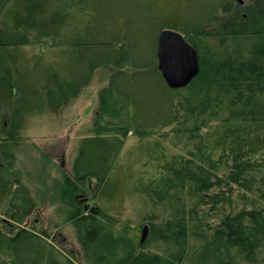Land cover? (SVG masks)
Wrapping results in <instances>:
<instances>
[{
  "label": "trees",
  "instance_id": "obj_1",
  "mask_svg": "<svg viewBox=\"0 0 264 264\" xmlns=\"http://www.w3.org/2000/svg\"><path fill=\"white\" fill-rule=\"evenodd\" d=\"M230 1L0 0V207L14 214L9 227L0 219V264H72L42 235L16 226L36 202L12 168L13 150L28 115L74 100L99 66L113 69L99 92V123L79 141L72 177L58 187L82 261L264 264V23L250 26L258 39L245 49L217 50L201 37ZM162 29L197 51L199 72L183 88H169L157 69ZM43 41L51 59L22 52ZM129 135L148 148L150 170L136 179L137 191L172 214L152 227V250L117 217L98 207L85 214L74 195L95 179L107 196Z\"/></svg>",
  "mask_w": 264,
  "mask_h": 264
},
{
  "label": "rangeland",
  "instance_id": "obj_2",
  "mask_svg": "<svg viewBox=\"0 0 264 264\" xmlns=\"http://www.w3.org/2000/svg\"><path fill=\"white\" fill-rule=\"evenodd\" d=\"M259 20L264 23V0H231L204 25L201 37L217 50L231 52L236 47L245 49L258 39V36L248 33L251 31L250 26ZM259 25L257 22L255 27L258 28ZM22 52L27 57L43 54L51 59L54 55L46 41L40 45L26 46ZM112 71L108 66L97 67L74 100L56 111L45 110L28 115L14 145L12 168L19 173L22 184L28 188L36 202L32 213L16 226L42 235L58 250L63 261L70 259L72 264L85 263L81 259L71 224L64 223L65 213L60 209L69 206L64 204L58 187L64 178L72 177L71 167L79 141L90 135L94 126L99 123V92L106 87ZM144 145L139 144L132 135L125 139L111 166L108 175L110 183L103 189L107 196L99 195L95 179L87 181L85 186L81 185V189L74 195L85 214L90 212V208L98 207L117 217L120 224H127V234L136 243L140 239L142 228L147 226L148 234L143 243L146 242L148 250H152L156 243L152 227L164 223L172 214L164 205L151 203L136 189L138 176L141 172L150 170L149 165L143 166L148 152L147 144ZM5 211L2 205L0 219L9 227L14 224V217L11 218ZM121 230V226L114 228L115 232ZM191 242L195 241L191 238Z\"/></svg>",
  "mask_w": 264,
  "mask_h": 264
},
{
  "label": "water",
  "instance_id": "obj_3",
  "mask_svg": "<svg viewBox=\"0 0 264 264\" xmlns=\"http://www.w3.org/2000/svg\"><path fill=\"white\" fill-rule=\"evenodd\" d=\"M241 2V0H238ZM157 69L171 89L183 88L198 74L199 60L196 49L184 36L172 29H162L156 41ZM90 179H88V182ZM87 207L85 206L84 209ZM94 212V208H90ZM14 214L11 215L13 218ZM34 229V227H33ZM148 234V227L141 230L139 245Z\"/></svg>",
  "mask_w": 264,
  "mask_h": 264
},
{
  "label": "flooded vegetation",
  "instance_id": "obj_4",
  "mask_svg": "<svg viewBox=\"0 0 264 264\" xmlns=\"http://www.w3.org/2000/svg\"><path fill=\"white\" fill-rule=\"evenodd\" d=\"M85 200H83V202H84Z\"/></svg>",
  "mask_w": 264,
  "mask_h": 264
}]
</instances>
